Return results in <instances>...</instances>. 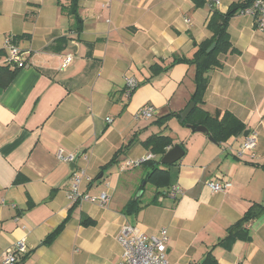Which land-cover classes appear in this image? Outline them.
I'll list each match as a JSON object with an SVG mask.
<instances>
[{
  "label": "crops",
  "instance_id": "1",
  "mask_svg": "<svg viewBox=\"0 0 264 264\" xmlns=\"http://www.w3.org/2000/svg\"><path fill=\"white\" fill-rule=\"evenodd\" d=\"M238 1L80 0L76 18L65 11L68 0H0V68H15L6 60L9 39L26 63L0 85V264L18 239L27 252L15 264H116L126 223L148 234L165 228L168 264H198L208 252L218 264H264V214L245 225L248 238L220 243L253 203L264 204V31L237 12L228 25L236 52L219 55L222 66L209 71L204 109L228 111L245 126L221 142L182 125L176 113L192 101L195 69L168 67L210 37L212 8L226 12ZM67 54L72 60L61 68ZM129 77L138 86L127 96ZM146 104L153 117H136ZM245 131L256 133L253 156L237 154ZM152 134L170 136L184 154L169 166L168 192L128 216L124 207L138 188L119 191L121 173L104 165L119 149L117 165L152 154L143 145ZM60 150L80 153L73 169L89 177L80 190L106 191L108 203L68 199L73 169ZM210 181L230 186L212 191ZM84 217L94 223L82 224Z\"/></svg>",
  "mask_w": 264,
  "mask_h": 264
},
{
  "label": "trees",
  "instance_id": "2",
  "mask_svg": "<svg viewBox=\"0 0 264 264\" xmlns=\"http://www.w3.org/2000/svg\"><path fill=\"white\" fill-rule=\"evenodd\" d=\"M69 4L66 6L65 11L68 15L78 18V3L80 0H68ZM195 5L204 4V0H193ZM255 0H239L233 3L226 12H221L217 8H212L210 16L207 20V29L211 32L209 38L205 39L201 43H197L196 50L192 57H173L172 61L169 62L168 67L177 63H187L194 66V90L191 93V100L195 102V106L189 112L187 117L181 120L182 125L191 124L193 126L204 125L208 129V134L213 137L215 142H221L232 135L241 134L245 130L244 124L234 117L230 112L224 111L222 115H213L206 109H204L203 96L206 87L209 83V71L215 68H220L222 62L219 59V55L236 52L235 48L232 46L228 33V25L231 17L239 12L241 9L250 7ZM81 30L79 26L78 31ZM11 40V39H10ZM12 41V40H11ZM215 43L213 49L207 52V48ZM10 65V64H9ZM10 68L9 66H2L0 68V85L6 86L14 78L17 68ZM151 73L156 74L161 71V66L154 64L150 66ZM133 92V91H132ZM131 92V93H132ZM180 116V112L176 113ZM133 138L130 139L129 144L132 143ZM143 145L148 148L154 155H163L166 152L167 146L173 145V139L170 136L152 134L143 141ZM126 146V145H125ZM128 146V145H127ZM123 149H119L115 152L113 157L109 160L104 167H109L117 162V157ZM161 157V156H160ZM160 157L158 159L151 158L144 161L142 164L149 166L150 170L144 177V184L140 186L143 190L146 184H150L154 188L153 198L147 203L141 205L140 197L132 198L124 207L125 215L136 214L143 206H147L152 203H156L157 196L164 195L168 191L169 187V166L167 164H162L160 162ZM264 170V165H262ZM170 190V189H169ZM29 205L31 206L30 201ZM264 214V204L253 203L249 209L244 213V215L235 222L229 228V233L222 242H231L236 238H248V233L246 230V224L259 216ZM81 223L84 225L92 224L94 221L89 217H84L81 219ZM62 229V225H59L54 229L47 237L44 242H51L59 231ZM198 264H218L215 257L208 252L204 259Z\"/></svg>",
  "mask_w": 264,
  "mask_h": 264
},
{
  "label": "built area",
  "instance_id": "3",
  "mask_svg": "<svg viewBox=\"0 0 264 264\" xmlns=\"http://www.w3.org/2000/svg\"><path fill=\"white\" fill-rule=\"evenodd\" d=\"M218 2V0H214ZM241 13L249 14L255 19L256 27L264 31V0H255L250 7L240 10ZM188 21V19H187ZM7 52V63L23 67L26 63L21 57L18 48L7 40L5 46ZM72 60V55L67 54L61 62V68H65ZM138 86V81L134 77L126 78L125 80V94L130 96L131 92ZM155 112L151 104L142 106L135 115L141 119H150ZM256 146V133L251 132L246 135L244 141L240 144L237 154L242 156L245 152H249L253 156V150ZM58 157L61 160L72 162L74 154L64 155L60 150ZM153 154L146 155L136 160L124 161L120 164V169L125 170L128 166H139L144 161L153 158ZM89 180L85 176L83 170L71 172V190L68 192V199L72 202L89 201L104 205L109 202L110 195L106 191H102L96 196L89 195L80 190L79 185L83 178ZM208 186L212 191H222L230 186L229 182L224 181H210ZM180 190L176 186H172L169 190L170 196L176 198ZM119 243L122 247V254L116 264H168L167 261V241L168 233L165 228L159 229L155 233H145L136 226L126 223L120 228L118 237ZM27 252V245L24 239H18L12 246L8 247L3 254L1 264H15L22 254Z\"/></svg>",
  "mask_w": 264,
  "mask_h": 264
},
{
  "label": "rangeland",
  "instance_id": "4",
  "mask_svg": "<svg viewBox=\"0 0 264 264\" xmlns=\"http://www.w3.org/2000/svg\"><path fill=\"white\" fill-rule=\"evenodd\" d=\"M120 165L118 164H113V173L115 172H119L121 173V188H119V191L121 190H125L127 187L126 184L130 183L128 187H132V190H133V187L134 188H138L137 190H134L132 191V197L135 198V196L137 195V193L140 191L139 190V187L144 183V177L145 175L148 173V171L150 170V167L149 166H146L144 164H140L139 166H128V168L123 172V170H120ZM142 176V177H141ZM134 178V179H132ZM132 179V180H130ZM95 182H97L95 180ZM98 183V182H97ZM100 184V182L98 183ZM123 186V188H122ZM125 187V188H124ZM154 192V188L152 185L150 184H146L144 186V189L142 190V195L140 197V200L143 201V202H146L151 194H153Z\"/></svg>",
  "mask_w": 264,
  "mask_h": 264
},
{
  "label": "water",
  "instance_id": "5",
  "mask_svg": "<svg viewBox=\"0 0 264 264\" xmlns=\"http://www.w3.org/2000/svg\"><path fill=\"white\" fill-rule=\"evenodd\" d=\"M214 45H215V43H212L207 48L206 51L207 52L211 51L213 49ZM194 105H195L194 101H191L187 104V106L180 113L181 119L186 118V116L189 114V112L193 109ZM187 127H189L192 131H197V132H201L204 134L209 133L207 127H205L204 125L193 126L191 124H187ZM247 133H248V131H245L244 135H247ZM208 137L211 141L215 142V140L213 139V137L211 135H208ZM183 154H184L183 148L179 144H175L163 154V156L160 159V162L162 164H167V165L174 164L178 159H180L183 156ZM79 155H80V153L75 154L74 159L70 163L71 169L74 168L75 163H76ZM140 195H141V191H139V193H137V195L135 196V199L138 198V196H140Z\"/></svg>",
  "mask_w": 264,
  "mask_h": 264
}]
</instances>
